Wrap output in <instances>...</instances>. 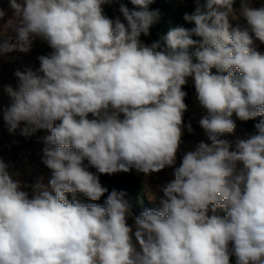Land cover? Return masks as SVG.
Here are the masks:
<instances>
[{"label":"clouds","instance_id":"obj_1","mask_svg":"<svg viewBox=\"0 0 264 264\" xmlns=\"http://www.w3.org/2000/svg\"><path fill=\"white\" fill-rule=\"evenodd\" d=\"M111 2L9 0L15 36L0 33V56L28 53L35 38L52 51L38 69L16 70L3 119L10 133L22 122V135L50 133L42 162L52 176L51 191L38 180L30 198L0 159V264H230L232 255L264 264V121L234 145L220 138L234 132L233 114L264 116V0H239L245 23L235 26L236 0H196L183 16L194 27L150 44L140 37L160 19L149 10L154 0L121 3L125 22L104 15ZM189 77L211 144L198 143L174 167L184 128L193 132L184 123ZM170 167L162 208L135 217L139 250L123 192L113 189L104 206L76 199L108 192L98 174Z\"/></svg>","mask_w":264,"mask_h":264},{"label":"crops","instance_id":"obj_2","mask_svg":"<svg viewBox=\"0 0 264 264\" xmlns=\"http://www.w3.org/2000/svg\"><path fill=\"white\" fill-rule=\"evenodd\" d=\"M18 2H21V0H18ZM0 8H3L6 12L5 17L0 20V33H3L6 36L14 37L15 32L12 30V28L6 27L8 21L14 18V12L10 8L9 0H0ZM106 17L112 19L113 21L119 18L122 22H125L122 13L119 15L114 12V15ZM141 41L144 42L143 39H141ZM51 51L52 49L46 42L42 41L40 38H35L33 40L31 50L28 53L14 51L0 56V159L9 165V172L13 174L14 179H18L22 183V190L27 191L30 198L33 194L32 185H34L38 180H42L43 184L48 186L49 191H51L49 181L51 179L52 173L51 170L48 169L42 162L43 155H40L41 147L39 144L40 138L46 137L50 133L47 130L39 129L29 136L22 135L20 130L26 126L24 122L21 123L20 128H18L14 133H10L7 124L3 119V113L10 106L12 101L5 89L8 85H11L14 89L18 86L19 81L15 76L16 70L23 71L28 67L32 68L33 70L38 69V57L41 55H48L51 53ZM190 99L191 101L188 104V107L191 105H196V103L198 104L197 97L193 91ZM202 109L203 108H201V112L205 111V109ZM89 118H91V115H89ZM194 118L197 119V116L194 115ZM188 121L184 122L185 125L190 123ZM187 133L189 132L185 127L181 139L184 138ZM236 135L238 136L239 134L236 133ZM240 135L244 136V139L250 137V135L246 134L242 128L240 129ZM197 140L198 138H189L187 140V143L184 144L180 149L179 155L176 154L174 167L180 166L183 156L187 152L195 150L198 143H200L197 142ZM204 142L211 144V141L208 140V138ZM174 167L165 168L162 171L158 173H152L149 176H145L143 173H138L135 171V169L128 172L133 173L141 178L144 187V193L148 202L147 209L141 208L136 212H133L130 209V215L127 218V224L132 227L133 230V242L136 244L137 250H139V245L138 242L135 241L134 237V232L136 230L135 217L139 216L145 210H160L162 208L160 200L163 198V193L160 191V188L167 181L173 178L172 173ZM241 169H243V165L242 163H238L237 170L239 171ZM128 173L122 172L115 174V176L120 177L122 174ZM68 195L69 199L71 200V194ZM150 196L152 199L149 198ZM76 199L79 202L87 203V197L81 193H77ZM219 211L221 215H226L224 214L223 210ZM230 264H236V257L234 255L230 257Z\"/></svg>","mask_w":264,"mask_h":264},{"label":"trees","instance_id":"obj_3","mask_svg":"<svg viewBox=\"0 0 264 264\" xmlns=\"http://www.w3.org/2000/svg\"><path fill=\"white\" fill-rule=\"evenodd\" d=\"M192 4L196 5V0H188ZM118 2V3H117ZM117 4L122 2L117 1ZM203 3V0H200ZM115 2L112 0L111 3L103 5L104 15L112 16L114 13L113 4ZM149 10H158L160 14V19L157 23L153 24L149 29V35H141V39L146 42L152 43L154 41L162 40V37L167 34L170 29L176 27H184L191 29L194 27V24L188 23L183 19L184 14L186 13L183 9L182 4L178 0H154L153 3L149 5ZM193 39H198L193 37ZM213 74L216 73V69H212ZM183 91L187 93L185 97V104L190 103V96L192 95V87L188 84L183 86ZM190 120V115L188 111L184 113V122ZM261 121H264V116H258L255 119L242 121L241 127L242 130L248 135L258 134V130L255 125ZM87 163V161H85ZM93 173L96 172L95 168H89ZM102 186L108 189V192L104 194L98 201H91L87 198V203H95L101 206H104L107 196L110 192L115 189L118 193L123 192V199L129 204L130 209L133 212L140 210L141 208H148V202L144 193V187L142 180L139 176L128 173L122 174L120 177H116L115 174H98ZM224 214H227L223 210Z\"/></svg>","mask_w":264,"mask_h":264},{"label":"rangeland","instance_id":"obj_4","mask_svg":"<svg viewBox=\"0 0 264 264\" xmlns=\"http://www.w3.org/2000/svg\"><path fill=\"white\" fill-rule=\"evenodd\" d=\"M115 3L113 4V8H114V12H116L117 14L120 15V4H117L118 2L117 1H121L123 4H125L127 7H129L130 9L133 7L130 3V0H113ZM180 4H182L183 6V9L185 10L186 13L188 14H191L196 5L192 4L191 2H189L188 0H178ZM204 1V0H203ZM117 2V3H116ZM255 6H259V2L257 0L256 2V5ZM233 8H234V11L235 13L237 14V18L236 19H232L230 18V22L233 24V26H235L236 24H241L243 25L245 23V21L243 20L242 17H239L238 16V13H239V9H240V2L239 0H236V3L233 5ZM114 15V13H113ZM144 43H147V44H150L149 42H146L144 41ZM257 47L260 51H264V45H260L259 42H257ZM187 84L190 85L192 87V90L193 92L195 93L196 95V91H195V84H194V79L189 77L188 80H187ZM190 99V98H189ZM191 101V99H190ZM198 102V101H197ZM201 108L200 105H199V102L198 104L196 103V105H191L188 107V104H187V111L190 115V120L188 122H190L191 126H192V129H193V133H187L186 136L184 138L181 139V142H180V145H179V149L177 151V155H179L180 153V149L182 148V146L184 144L187 143V140L189 138H198L197 142H204L208 137L205 133V131L200 127L199 125V121L200 119L202 118V116L206 115L207 112L206 110L205 111H202L201 112ZM204 110V109H202ZM204 113V114H203ZM206 113V114H205ZM194 115L197 116V119L194 118ZM201 117V118H200ZM232 119L235 121V124H236V127H235V130L232 134H225L224 136H221L220 138L221 139H226L232 143H235V141L237 139H244V136H241L240 135V129L242 128L241 127V120H239L235 114H233V117ZM239 134L238 136L236 135ZM45 138V137H44ZM41 139V138H40ZM39 143H40V140H39ZM132 213V212H131ZM136 215V214H135Z\"/></svg>","mask_w":264,"mask_h":264},{"label":"built area","instance_id":"obj_5","mask_svg":"<svg viewBox=\"0 0 264 264\" xmlns=\"http://www.w3.org/2000/svg\"><path fill=\"white\" fill-rule=\"evenodd\" d=\"M40 147H41V150H40V155H43V148L45 147V143H44V137H42L40 139Z\"/></svg>","mask_w":264,"mask_h":264}]
</instances>
